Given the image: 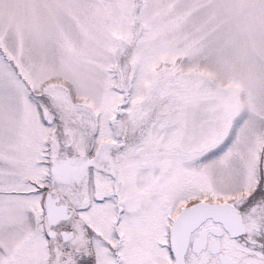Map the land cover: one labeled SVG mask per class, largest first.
<instances>
[{"label":"snow or ice","instance_id":"obj_1","mask_svg":"<svg viewBox=\"0 0 264 264\" xmlns=\"http://www.w3.org/2000/svg\"><path fill=\"white\" fill-rule=\"evenodd\" d=\"M0 264H264V0H0Z\"/></svg>","mask_w":264,"mask_h":264}]
</instances>
